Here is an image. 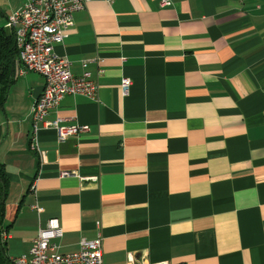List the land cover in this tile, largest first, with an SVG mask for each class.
<instances>
[{
	"label": "crops",
	"instance_id": "crops-1",
	"mask_svg": "<svg viewBox=\"0 0 264 264\" xmlns=\"http://www.w3.org/2000/svg\"><path fill=\"white\" fill-rule=\"evenodd\" d=\"M162 1H86L54 50L98 101L66 96L36 134L45 79L16 65L0 107L9 259L56 218L61 252L101 235L105 264H264V0ZM26 3L0 0L15 42ZM58 120L88 130L60 141Z\"/></svg>",
	"mask_w": 264,
	"mask_h": 264
},
{
	"label": "built area",
	"instance_id": "built-area-1",
	"mask_svg": "<svg viewBox=\"0 0 264 264\" xmlns=\"http://www.w3.org/2000/svg\"><path fill=\"white\" fill-rule=\"evenodd\" d=\"M87 0H27V3L13 13L8 20V27L14 30L16 46L19 50L21 68L19 76L34 72L45 79V88L41 97L32 108L34 132L38 124L45 122L52 110L57 109L68 95H83L98 101L99 85L92 79L90 72L75 76L71 71V61L59 56L56 43L64 42L68 32L74 27V15L85 8ZM168 0H163L166 6ZM87 67V64H84ZM132 81L122 80L124 96H128ZM59 131V140L64 141L70 135H78L88 130L85 126L60 127L59 120L48 123ZM31 149L40 153L38 140L32 139ZM39 213L43 208L36 205ZM97 226L101 229V223ZM64 231L58 219H50L45 228H40L29 255L10 258L12 264H105L103 239H82L80 248L74 252H61L57 239ZM6 231L2 241H6Z\"/></svg>",
	"mask_w": 264,
	"mask_h": 264
},
{
	"label": "trees",
	"instance_id": "trees-1",
	"mask_svg": "<svg viewBox=\"0 0 264 264\" xmlns=\"http://www.w3.org/2000/svg\"><path fill=\"white\" fill-rule=\"evenodd\" d=\"M20 62L15 36L0 28V107L6 97L7 88L13 82L16 65ZM8 174L5 165L0 163V264H12L6 255V246L2 241V234L6 231L4 221L6 216V198Z\"/></svg>",
	"mask_w": 264,
	"mask_h": 264
},
{
	"label": "rangeland",
	"instance_id": "rangeland-1",
	"mask_svg": "<svg viewBox=\"0 0 264 264\" xmlns=\"http://www.w3.org/2000/svg\"><path fill=\"white\" fill-rule=\"evenodd\" d=\"M2 26H4V21L0 18V27H2Z\"/></svg>",
	"mask_w": 264,
	"mask_h": 264
}]
</instances>
